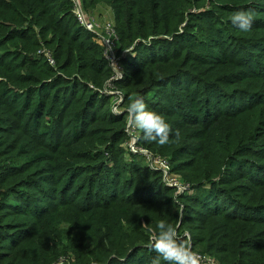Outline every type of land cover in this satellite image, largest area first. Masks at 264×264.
Listing matches in <instances>:
<instances>
[{"label": "trees", "instance_id": "16d2710c", "mask_svg": "<svg viewBox=\"0 0 264 264\" xmlns=\"http://www.w3.org/2000/svg\"><path fill=\"white\" fill-rule=\"evenodd\" d=\"M84 3L134 46L122 106L142 98L172 129L139 144L192 189L127 150L128 113L95 90L112 68L71 0H0V264H152L161 220L216 264H264V0Z\"/></svg>", "mask_w": 264, "mask_h": 264}, {"label": "built area", "instance_id": "2783aa9c", "mask_svg": "<svg viewBox=\"0 0 264 264\" xmlns=\"http://www.w3.org/2000/svg\"><path fill=\"white\" fill-rule=\"evenodd\" d=\"M71 3L72 11L78 24L99 39L102 45L103 56L112 68V76L109 81L103 88L95 87V90H99L103 95H112L111 105L118 104L120 113L123 114L127 112V109L122 106L124 95L122 90L115 86L114 82L124 78L126 69L123 64V59L127 55L132 54L134 46L120 50L119 35L113 18L106 20L99 19L85 7L84 0H71ZM147 42L149 43L150 40ZM39 53L43 54L52 66L56 64L53 52L50 49H40ZM91 87L94 86L91 85ZM126 131L129 135V140H127L126 145L130 153L143 154L151 168L161 170L163 172L164 182L175 189L176 195L191 191L192 185L172 172L171 163L167 158L156 155L151 150L139 144L141 134L139 130L131 129L127 125ZM192 252L198 256L199 264H216L215 258L212 255L200 251L192 250Z\"/></svg>", "mask_w": 264, "mask_h": 264}, {"label": "clouds", "instance_id": "9594fccd", "mask_svg": "<svg viewBox=\"0 0 264 264\" xmlns=\"http://www.w3.org/2000/svg\"><path fill=\"white\" fill-rule=\"evenodd\" d=\"M231 23L242 31H248L253 24V17L249 11L240 10L231 16ZM127 107V125L129 128L139 130L144 139L157 141L160 144L168 142L172 132L164 117L150 110L142 98H130ZM114 115H120L118 104L113 105ZM179 137V130L175 131ZM123 223V221H122ZM158 233L154 232L149 237L151 248L158 254L152 264H160V257L169 264H199L198 256L192 252L190 244L179 240L176 228L161 220L158 222Z\"/></svg>", "mask_w": 264, "mask_h": 264}, {"label": "rangeland", "instance_id": "374dc122", "mask_svg": "<svg viewBox=\"0 0 264 264\" xmlns=\"http://www.w3.org/2000/svg\"><path fill=\"white\" fill-rule=\"evenodd\" d=\"M91 12H93L94 13V15H96L99 19H101V20H106V19H108V18H112L111 17V15H112V11H111V9L109 8V7H103V6H100V5H98V6H96L95 8H94V10H92L91 9ZM113 16V15H112ZM132 56V54H129V55H127V56H129V57H131ZM123 92V91H122ZM112 106L113 105H111V109H112ZM126 128H127V126H126ZM141 133V132H140ZM127 146V145H126ZM128 158V157H127ZM132 161V160H131ZM143 162V161H142ZM144 162L146 163V164H148V160L146 159V157H145V160H144ZM177 175V174H176ZM198 247H201V246H198ZM200 250V249H199ZM198 250V251H199ZM66 260L67 259H65V261H62L61 262V264H65L66 263Z\"/></svg>", "mask_w": 264, "mask_h": 264}, {"label": "crops", "instance_id": "0c3cea01", "mask_svg": "<svg viewBox=\"0 0 264 264\" xmlns=\"http://www.w3.org/2000/svg\"><path fill=\"white\" fill-rule=\"evenodd\" d=\"M103 7H104V5H103ZM105 7H107V6H105ZM112 15H113V14H112ZM112 15H111V17H113Z\"/></svg>", "mask_w": 264, "mask_h": 264}]
</instances>
